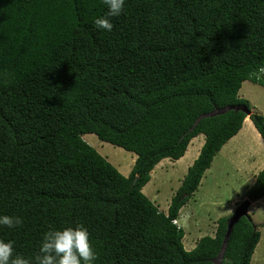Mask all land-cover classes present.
I'll list each match as a JSON object with an SVG mask.
<instances>
[{
    "label": "trees",
    "instance_id": "trees-1",
    "mask_svg": "<svg viewBox=\"0 0 264 264\" xmlns=\"http://www.w3.org/2000/svg\"><path fill=\"white\" fill-rule=\"evenodd\" d=\"M103 0H0V240L34 264L48 231L83 226L94 264H215L227 217L187 250L174 223L222 146L247 116L215 108L264 86V0H125L109 32ZM251 109V108H250ZM264 139V115L251 112ZM136 154L123 175L83 136ZM204 142L166 211L143 193L163 158ZM264 196V167L248 191ZM260 231L233 225L219 264H250Z\"/></svg>",
    "mask_w": 264,
    "mask_h": 264
},
{
    "label": "rangeland",
    "instance_id": "rangeland-1",
    "mask_svg": "<svg viewBox=\"0 0 264 264\" xmlns=\"http://www.w3.org/2000/svg\"><path fill=\"white\" fill-rule=\"evenodd\" d=\"M238 94L249 102L251 112L264 115V86L245 80ZM256 132L247 115L241 129L213 157L197 190L181 207L174 223L184 229L182 241L185 249H192L201 236H213L217 219L228 218L240 203L249 199L248 191L264 164V139L257 138ZM83 138L123 175H128L136 158L135 153L102 141L95 134H85ZM203 142L204 135H197L181 158H163L150 172V180L142 191L159 210H167L172 195L180 186L188 166L197 157ZM261 199L263 200L249 199L247 208L254 225L261 233L250 264H264V196Z\"/></svg>",
    "mask_w": 264,
    "mask_h": 264
},
{
    "label": "clouds",
    "instance_id": "clouds-1",
    "mask_svg": "<svg viewBox=\"0 0 264 264\" xmlns=\"http://www.w3.org/2000/svg\"><path fill=\"white\" fill-rule=\"evenodd\" d=\"M103 3L107 6V15L97 18L94 24L97 29L110 32L113 24L109 18L121 15L125 0H103ZM257 71L264 73V66ZM22 224L21 217L0 216V226L12 229ZM14 251L13 242L0 240V264H33L22 255H14ZM97 258V253L89 241L88 231L83 226H78L46 232L34 264H94Z\"/></svg>",
    "mask_w": 264,
    "mask_h": 264
},
{
    "label": "water",
    "instance_id": "water-1",
    "mask_svg": "<svg viewBox=\"0 0 264 264\" xmlns=\"http://www.w3.org/2000/svg\"><path fill=\"white\" fill-rule=\"evenodd\" d=\"M229 109H234L236 111L240 110L243 111L246 115H250L251 114V109L248 108L245 104H238V105H229L226 107H222V108H215L212 111L202 114L200 115L195 123H197V121H199L202 117H206V116H214L220 113L225 112L226 110ZM250 204V200L246 199L245 201H243L242 203H240L235 209L234 212L227 218L226 220V231L222 240V244H221V250L219 251V253L217 254V256L213 259L215 264H219V262L221 261L223 255H224V251L226 249L227 243H228V239L229 236L232 232L233 229V225L235 224V222H237L242 216H249V213L247 211V208Z\"/></svg>",
    "mask_w": 264,
    "mask_h": 264
},
{
    "label": "crops",
    "instance_id": "crops-1",
    "mask_svg": "<svg viewBox=\"0 0 264 264\" xmlns=\"http://www.w3.org/2000/svg\"><path fill=\"white\" fill-rule=\"evenodd\" d=\"M255 135H256L257 138L262 139L258 131L255 133ZM262 140H263V139H262ZM263 167H264V164H263ZM263 167H262V168H263ZM262 168H260V170H261ZM260 170H259V171H260ZM258 200H263V199L260 198V199H258ZM260 235H261V233H260Z\"/></svg>",
    "mask_w": 264,
    "mask_h": 264
}]
</instances>
